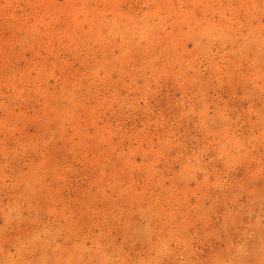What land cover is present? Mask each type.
<instances>
[{
    "label": "rangeland",
    "instance_id": "374dc122",
    "mask_svg": "<svg viewBox=\"0 0 264 264\" xmlns=\"http://www.w3.org/2000/svg\"><path fill=\"white\" fill-rule=\"evenodd\" d=\"M0 264H264V0H0Z\"/></svg>",
    "mask_w": 264,
    "mask_h": 264
}]
</instances>
